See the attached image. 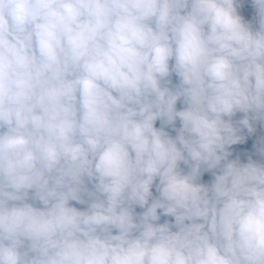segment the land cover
Returning <instances> with one entry per match:
<instances>
[{"label": "clouds", "instance_id": "1", "mask_svg": "<svg viewBox=\"0 0 264 264\" xmlns=\"http://www.w3.org/2000/svg\"><path fill=\"white\" fill-rule=\"evenodd\" d=\"M0 264H264V0H0Z\"/></svg>", "mask_w": 264, "mask_h": 264}, {"label": "rangeland", "instance_id": "2", "mask_svg": "<svg viewBox=\"0 0 264 264\" xmlns=\"http://www.w3.org/2000/svg\"><path fill=\"white\" fill-rule=\"evenodd\" d=\"M178 107H179V105H178ZM240 115L241 114H238L237 118H239ZM260 134H261V129L258 126L257 133L252 135V136H250V137H248L247 141L244 144L233 145L232 146V150H233V157L232 158H235L236 155H240L241 159L246 162L247 154L254 152L253 144H254L255 139L257 138V136L260 135ZM253 158L257 159V157L255 155L253 156ZM203 179H204V181H208L210 179V174L205 173ZM137 211H140V210L137 209Z\"/></svg>", "mask_w": 264, "mask_h": 264}, {"label": "trees", "instance_id": "3", "mask_svg": "<svg viewBox=\"0 0 264 264\" xmlns=\"http://www.w3.org/2000/svg\"><path fill=\"white\" fill-rule=\"evenodd\" d=\"M157 126H158V122H157ZM77 207H82V206H80V205H76Z\"/></svg>", "mask_w": 264, "mask_h": 264}, {"label": "crops", "instance_id": "4", "mask_svg": "<svg viewBox=\"0 0 264 264\" xmlns=\"http://www.w3.org/2000/svg\"><path fill=\"white\" fill-rule=\"evenodd\" d=\"M179 105V104H178ZM180 106V105H179ZM157 127H159V121H158V126Z\"/></svg>", "mask_w": 264, "mask_h": 264}]
</instances>
